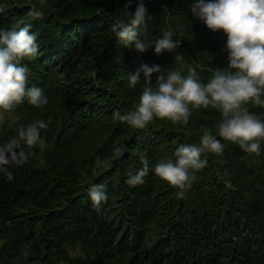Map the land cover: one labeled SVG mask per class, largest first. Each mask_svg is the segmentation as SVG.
I'll use <instances>...</instances> for the list:
<instances>
[{
    "label": "trees",
    "instance_id": "obj_1",
    "mask_svg": "<svg viewBox=\"0 0 264 264\" xmlns=\"http://www.w3.org/2000/svg\"><path fill=\"white\" fill-rule=\"evenodd\" d=\"M198 0H144L151 20L138 38L151 40L171 28L181 46L156 55L125 47L113 31L114 22H127L134 12L127 0H0V28L21 19L37 33L39 52L25 60L29 86L44 90L48 104L37 108L27 98L5 113L0 145L17 136V129L37 120L46 147L35 149L23 165L0 171V264H264V141L261 154L244 152L222 140L215 125L219 111L192 110L187 126L154 119L135 129L114 118L135 108L144 86L128 83L142 63L162 70L198 63L204 83L211 70L228 67L227 36L210 30L192 13ZM36 5L43 19L27 17ZM176 55L184 60L177 63ZM158 74H153L155 85ZM249 111L264 108L248 105ZM2 111V110H0ZM208 128L224 144L223 155L205 153L207 166L185 198L157 177L153 166L180 144L199 145ZM124 147L120 157L113 149ZM147 161L149 174L135 187L126 183ZM97 157L111 166L92 172ZM226 182L232 187L226 186ZM104 185L108 201L94 208L88 194Z\"/></svg>",
    "mask_w": 264,
    "mask_h": 264
},
{
    "label": "clouds",
    "instance_id": "obj_2",
    "mask_svg": "<svg viewBox=\"0 0 264 264\" xmlns=\"http://www.w3.org/2000/svg\"><path fill=\"white\" fill-rule=\"evenodd\" d=\"M46 0H39L43 7ZM133 0H127L126 9L132 7ZM192 13L210 30H222L227 36L226 49L228 67L211 70L207 83L199 75L198 63L187 68L186 74L177 69L162 70L161 66L142 63L134 73H129L128 83L135 87L144 78V86L139 103L134 109L121 113L117 110L114 118L135 129H145L154 119L170 121L173 125L187 126L192 110L215 109L221 115L215 125L222 140L238 144L246 153L261 154L264 141V113L249 111L248 105L264 108V0H198L192 4ZM27 17L43 19L44 14L36 5L29 7ZM127 22H114L113 31L125 47H132L139 53L154 48L156 55L165 51L171 53L181 46L178 34L169 27L156 39L138 38L139 29L147 26L152 17L144 0H136L134 12ZM19 25L9 29L0 28V123L5 121V113L11 112L14 105L28 102L37 108L48 104L42 88L29 86L30 68L25 60L37 57L39 45L37 33L31 31V24L23 19ZM177 63L184 57L176 55ZM158 74L153 85V74ZM48 125L43 120L21 125L17 136L0 145V171L11 181L14 177L5 167L9 164L23 165L35 158L44 163L35 149L45 150L40 130ZM199 145L180 144L174 159L168 158L153 166L152 171L160 179L178 189L177 199L185 198L187 191L196 181V173L204 169L208 161L205 153L223 155L224 144L208 128L202 129ZM124 147L113 149L112 156L120 157ZM144 166L129 171L126 183L135 187L144 183L149 174L147 161L141 156ZM109 158L97 157L92 172L110 167ZM226 186L232 187L226 182ZM89 197L97 211L109 199L104 185L93 184L88 188Z\"/></svg>",
    "mask_w": 264,
    "mask_h": 264
},
{
    "label": "water",
    "instance_id": "obj_3",
    "mask_svg": "<svg viewBox=\"0 0 264 264\" xmlns=\"http://www.w3.org/2000/svg\"><path fill=\"white\" fill-rule=\"evenodd\" d=\"M9 165H11V164H9ZM9 165H6V166H9ZM6 166H5V167H6Z\"/></svg>",
    "mask_w": 264,
    "mask_h": 264
}]
</instances>
